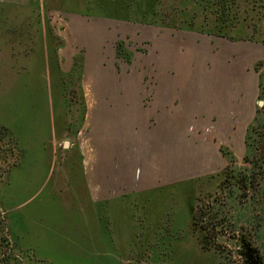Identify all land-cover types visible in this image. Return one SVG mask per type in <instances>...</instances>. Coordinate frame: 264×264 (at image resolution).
Returning a JSON list of instances; mask_svg holds the SVG:
<instances>
[{
  "label": "rangeland",
  "instance_id": "1",
  "mask_svg": "<svg viewBox=\"0 0 264 264\" xmlns=\"http://www.w3.org/2000/svg\"><path fill=\"white\" fill-rule=\"evenodd\" d=\"M179 1L161 0L164 15L153 17L157 22L152 23L145 0H48V7L41 0L44 2L41 19L48 30L50 50L63 56L74 52L72 69L79 67L74 64L78 62L74 58L82 56L79 61L82 70L86 56L93 55L90 58L96 60L98 52L103 67L112 74L111 83L128 84V105L137 110L128 115V127L122 137L129 153L144 162L157 157L152 128L157 123L153 104L158 83L196 82L206 83L210 88H229L240 94V114L255 112L249 124L221 123L216 116L211 119L206 113L201 116L194 113L192 123L185 124L180 120L181 104L177 97L175 153L159 155L166 164L176 163V183L125 196L121 205L125 217L122 230H107L105 251H92L86 258L81 255L54 258L52 264H197L205 259L203 251L195 247L198 245L205 250H216L224 264H264V220L259 232L256 231L258 220L264 215V43L232 40L175 25L178 21H174L172 12ZM88 6H102L103 10L111 11L109 15H86L73 10ZM114 8L125 13L114 12ZM7 13L0 11V18ZM12 13L9 17L15 15V20L29 14ZM127 13L137 18H130ZM142 13H146L144 21L138 19ZM30 18L34 16L30 14ZM35 59L41 61L32 57L29 63L32 68L36 67ZM7 62L2 60L0 66L5 68ZM67 88L69 100L85 98L75 78L74 83L67 80ZM40 99H44L43 95ZM14 105L20 114L27 112L20 101ZM11 115L6 117L14 118ZM239 125L240 128L248 125L245 145L234 147L227 138L232 133L226 132L227 128L217 129L233 126L236 133ZM249 126L252 128L248 131ZM112 134L113 142L120 140L114 139L119 133ZM4 148L6 142L0 140V174L15 158ZM238 178L246 179L245 195L241 194ZM199 212L205 222H218L207 225L212 232L211 242L198 222H194ZM1 226L0 264H20L13 257L8 259ZM234 230L246 234L247 240L248 236L252 237L253 245L246 256L233 237ZM173 248L175 254L167 258Z\"/></svg>",
  "mask_w": 264,
  "mask_h": 264
},
{
  "label": "crops",
  "instance_id": "2",
  "mask_svg": "<svg viewBox=\"0 0 264 264\" xmlns=\"http://www.w3.org/2000/svg\"><path fill=\"white\" fill-rule=\"evenodd\" d=\"M41 10V0H0V11L8 12L0 18V62L8 61L0 66V134L15 155L0 174V225L8 259L20 264H52L54 258L105 251L107 230H122L125 196L176 183V163L166 164L159 155L175 153L177 97L185 124L192 123L194 113L226 124H249L255 116L252 110L240 114L238 91L206 83H158L152 128L157 157L144 162L129 153L122 137L128 115L137 110L128 105V84L111 83L98 52L96 60L86 56L81 77L72 72L75 54L50 50ZM12 11L29 14L15 20ZM32 57L41 60L35 59L34 68ZM74 78L85 94L81 101L66 96L67 80L74 83ZM19 101L27 112L14 109ZM9 113L14 118L6 117ZM247 126L239 125L236 133L233 126L217 130L227 128L230 143L243 147ZM113 132L119 141L113 142ZM195 247L205 257L197 264H224L216 250Z\"/></svg>",
  "mask_w": 264,
  "mask_h": 264
},
{
  "label": "trees",
  "instance_id": "3",
  "mask_svg": "<svg viewBox=\"0 0 264 264\" xmlns=\"http://www.w3.org/2000/svg\"><path fill=\"white\" fill-rule=\"evenodd\" d=\"M136 1V0H135ZM147 1V7L149 12V19H152L150 22L155 23L156 20H153L155 17H161L164 15V9L162 10L160 1L161 0H145ZM44 3V2H43ZM42 3V6H43ZM45 5L48 7V0H45ZM172 9V8H171ZM173 10V18L174 21H178V26L188 27L189 29H193L206 34H213L222 37H226L232 40L246 39L251 41H257L264 43V0H180L177 3V6ZM75 10V12H79L81 14L86 15H109L111 10H103V7H93L88 6L83 10ZM113 11H122L124 10L114 8ZM130 11V10H129ZM127 16H132V13H127ZM138 19H142L144 21V15L146 13H142ZM119 17H126L125 15H117ZM154 17V18H153ZM163 17V16H162ZM128 19V17H126ZM146 19V18H145ZM120 55V53L118 52ZM82 56L75 57L78 62L74 61V64H79V67L73 69L72 72H78L81 75L82 68L80 67V59ZM78 68V69H77ZM263 77L261 75V81ZM252 126L248 128L251 129ZM1 133V132H0ZM264 135V134H263ZM0 140H2V136L0 134ZM247 145L249 144L248 140H246ZM7 147V146H6ZM8 151V148H4ZM264 150V145H263ZM264 158V154H263ZM254 177V176H253ZM245 179V178H244ZM243 178H238L240 181L241 194H246L247 185L244 184ZM246 180V179H245ZM244 184V185H243ZM264 220V215L262 220H258L259 226L257 232H259L260 227L262 226V222ZM205 218H203L202 214L197 213L194 222L201 226L203 231L205 232V237L211 242L210 234L212 233L207 226L208 223L205 222ZM218 223L214 221L213 224ZM261 224V225H260ZM215 230V228H214ZM233 237L237 239V242L240 243L239 247H242L241 251L246 256V252L248 249L252 248L253 245L252 237L248 236L244 233H241L237 230H234ZM214 237V236H213ZM215 238V237H214ZM214 243V242H213Z\"/></svg>",
  "mask_w": 264,
  "mask_h": 264
},
{
  "label": "water",
  "instance_id": "4",
  "mask_svg": "<svg viewBox=\"0 0 264 264\" xmlns=\"http://www.w3.org/2000/svg\"><path fill=\"white\" fill-rule=\"evenodd\" d=\"M260 103H262V101H260ZM67 144H68V141L65 142V145H67Z\"/></svg>",
  "mask_w": 264,
  "mask_h": 264
}]
</instances>
